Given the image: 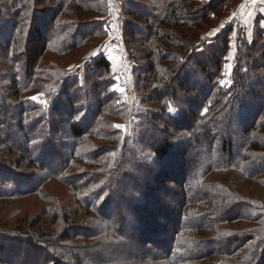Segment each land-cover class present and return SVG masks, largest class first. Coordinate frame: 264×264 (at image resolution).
<instances>
[{
    "label": "trees",
    "instance_id": "16d2710c",
    "mask_svg": "<svg viewBox=\"0 0 264 264\" xmlns=\"http://www.w3.org/2000/svg\"><path fill=\"white\" fill-rule=\"evenodd\" d=\"M29 1L32 2L30 9L27 8L25 0H0V37L4 36L5 39L0 45V74L4 76L0 81L5 80L11 83L12 87L10 95L4 99L0 98V124L9 123L7 111L10 113V110H14L17 112L16 120L18 125H21V132L26 131L27 127L32 131L34 127L40 128L43 125L39 118H28L38 107L30 101L28 103L27 99H21L23 92L29 88L26 82L30 80L34 83L37 80L42 57L53 44L66 45L64 51L76 47L73 36H66L67 22L57 23L66 7L64 0ZM71 1L78 3V22H74L75 26L70 23L76 28L77 36L81 40L96 36L93 29L98 27L97 19L86 18L85 23L80 21L89 13L97 14L95 7L85 5L88 0ZM225 1L211 0L198 9L195 8L197 0H165L159 7L138 2L129 4L130 8L125 13L127 20L123 34L126 44L133 46V50L138 54V61L142 64L135 69L136 86L143 94L142 102L152 104L157 110L150 109L140 114L142 128L138 139H128L122 146L109 144L91 153L92 162L102 156L106 162H111L106 170L91 175L87 180V183L95 185V188L83 202L89 211L92 210L107 220V226L94 229L90 232L91 236H106L111 232L116 233L118 237L128 236L124 228V215L139 217L140 213L144 212L146 197L150 194L155 196L152 187L145 180L151 179L159 161L169 162L170 159L173 163L174 157L179 155L178 163L183 165L182 170L174 173V179H168L165 186L159 185L157 181L155 183L158 184V190L170 191L168 184L172 182L181 193L180 208H170L167 213V210L161 207V196L154 197L152 205L155 215L167 216V225L170 227H154L156 232L160 231L161 236L166 235L164 240L149 239L145 236L144 243L161 249L156 254H150L147 249L144 251L145 257L149 255L150 259H163L165 264H207L210 259L219 256L224 260H217L216 264H264V224L257 230L241 234L219 230L220 225L230 224L238 217H252L253 205L241 197H235L228 185L208 181L211 174L222 170L230 171L240 167L250 173L251 165L255 162H251L247 167L243 162H246L249 156H235L238 142H246L252 152L264 151V145H260L252 136L264 118V48H261L260 56L255 59L257 43L263 37V30H257L259 33H255L256 37L243 57V61L250 68L249 71L252 70V74L258 76L253 79L245 72L237 70L232 86L227 89L219 87L218 80L220 81L222 63L229 49L228 34H220L211 44L202 42L197 34L195 37L191 36L193 34L189 35L190 29H202L205 26H200L201 23H212ZM3 10L8 14L1 16ZM88 26L91 27L89 32L82 29ZM60 34L61 37L57 40ZM68 39L73 42L69 46ZM141 49L143 52H140ZM91 67L96 72L104 71L105 76L111 72L110 61L104 55L93 60ZM7 75L10 78L8 80L5 78ZM88 81L89 85L84 87L86 89L82 94L67 96L66 104L72 107V113H63L62 103L56 109L59 114L68 117L71 114L76 117L82 112L85 116L88 115L69 124L71 136L79 138L81 143L91 127L102 131L99 127L102 124L108 125L106 115L111 114V103L114 99L111 94L103 97L101 94L96 97L95 94L96 90L104 89L107 92L109 83L95 81L91 76ZM76 89L75 92H80L77 87ZM91 92L95 94V101L97 100L94 110L91 108ZM241 95L244 97L241 98ZM82 98L86 99L87 104L81 109L76 105ZM170 102L178 105V115L169 111ZM20 107L22 109L17 111ZM88 119L90 123H87ZM1 139H5L4 144L10 143L9 135L0 127ZM30 142L27 138V143ZM79 142L71 143V153L75 154ZM10 146L16 149L13 145ZM117 146L122 147L119 149V155L114 152ZM20 151V154H23L21 162L29 159L31 164L38 163V156L31 154L29 146L21 147ZM39 166L45 167L43 163ZM163 166L166 167L165 164ZM166 171L158 175L170 177L171 173ZM256 172L250 174L257 175ZM63 174V167H57L58 180L64 178ZM137 176L141 180H138ZM0 180L5 181L1 178ZM71 186L78 188L73 184ZM126 193L128 196H125ZM102 197L103 201L99 203L98 199ZM120 198L123 207L114 203V200L118 202ZM189 204L198 208L186 210L185 207ZM209 208L219 216L214 218L211 212L207 213ZM186 232L193 233L194 237L186 235ZM207 232H211L212 239L204 240ZM77 233L74 236H78ZM33 238L29 236L25 240H17L0 232V264H56L49 253L44 254L42 246L35 243ZM73 240L74 237L68 231L58 242L61 245ZM126 241L127 245L131 243L130 239ZM22 248L27 249L23 256L19 254L22 253ZM260 249L261 259H257ZM83 257L84 255L80 256L75 264H87L86 258Z\"/></svg>",
    "mask_w": 264,
    "mask_h": 264
},
{
    "label": "rangeland",
    "instance_id": "374dc122",
    "mask_svg": "<svg viewBox=\"0 0 264 264\" xmlns=\"http://www.w3.org/2000/svg\"><path fill=\"white\" fill-rule=\"evenodd\" d=\"M88 1L85 5L90 8L95 7L97 14L89 13L87 17L82 18L80 21L85 23L86 18L97 19L99 24L96 25L98 27L93 29L96 36L86 40H81L77 36L74 22H78L76 19V17H79L78 7L76 6L78 3L64 0L66 7L57 23L67 22L68 25L65 26L66 36H73L76 47L64 51L67 48L66 45L53 44L51 48H48L40 62L38 68L40 72L36 77L37 80L34 83L30 80L26 82L29 88L21 95V99H27L28 103L32 102L38 107L37 110L28 115V118H39V122L41 121L40 123H43V125L40 128L34 127L32 131L27 127L26 131L21 132V125H18V120H16L17 112L15 113L14 110H10V113L7 111L10 122L4 125L0 124L2 130L9 135L10 141L9 144H4L5 139L0 140V178L5 180L4 182L0 180V232L13 236L17 240H25L29 236L34 237L35 243L42 246L44 254L49 253L56 264H75L82 255H84L83 258H86L85 262L87 264H165L163 259H150L148 258L149 255L145 257L144 251L147 249H149L150 254H156L161 249L154 246L150 247L149 244L144 242L146 240L145 236L149 239L164 240L166 235L161 236L160 231L156 232L154 227L158 225L165 226L167 229L170 227V225H167L169 223L167 216L155 215L152 205L154 197L161 196V207L163 210H167V213L170 208L173 210L177 207L180 208L181 193L178 188H175L173 183L170 182L168 184L170 191L158 190L156 188L158 184L155 183L157 181L159 185L165 186L168 179H174V173L177 174L182 170L183 165L178 163L180 160L179 155L174 157L173 163L170 162V159L169 162L166 160L159 161L150 177L151 179L145 180L152 187L155 196L150 194L146 197L143 205L144 212H141V215L139 214L140 216L136 218L131 217L130 214L124 215L126 217L125 233L128 234L131 241L129 245H127L126 240L129 239H127L126 234L124 237H118L116 233L112 232L106 236H91L92 233L90 232L94 229L106 227L107 220L100 215H96L92 210L89 211L85 202H83L86 201L90 196L89 193L95 188V185L87 183L88 178L95 173L106 170L111 164V162H106L103 156L97 157V161L92 162L91 153L95 149L109 146V144L122 146L128 139L132 141L138 139L142 128L140 114L150 109L157 110L152 104L142 102L143 94L137 89L135 74V69L142 64L139 63L138 54L133 50V46L126 44L123 30L127 20L125 13L129 10L131 2L159 7L162 6L165 0ZM197 1L198 4L195 8L198 9L211 0ZM25 2L27 8L30 9L32 2L30 3L29 0H25ZM5 14H8V12L3 10L1 16ZM1 20L3 22V19ZM263 25L264 0H226L219 9L217 18L212 23L209 25L201 23L200 26H204V30L203 28L190 29L189 35L193 34L191 36L195 37V34H197L201 37L202 42H207V44H211L220 34H228L229 49L222 63L220 81L218 80L219 87L227 89L232 86L233 76L237 70L245 72L253 79L258 76L252 74V70L249 71L250 68L243 61V57L255 39L257 30H263V37L257 43L255 59L260 56L261 48H264ZM82 29L89 32L88 30L91 27H83ZM61 34L57 40H59ZM70 39L67 40L68 46L73 43ZM3 40H5L4 36L3 38L0 37V45ZM94 52L97 55L94 56ZM140 52H143L142 49ZM101 55H104L111 64V72L107 76H105L104 71L96 72L91 67L93 60ZM90 76L95 81L101 80L104 84L109 83L107 92L104 89L96 90V97L100 94L102 97L111 94L114 99L111 103V114H105L109 121L108 125L102 124L99 127L102 128V131H97L96 127V129L91 127L89 134L83 138L81 143L79 138L71 136L69 124L82 120L85 116L84 113L82 112L76 117L71 114L68 117L59 114L56 109L62 103L63 113H72V107L66 104L67 96L69 94H82L86 89L84 87L89 85L88 79ZM3 77L1 75L0 79L2 80ZM5 78L10 79L8 75ZM199 78L201 79L200 76ZM76 87L80 92H75L77 91ZM11 88V83L5 80L0 81V98L4 99L10 95ZM95 94L90 93L93 101L91 108L93 110L97 106ZM241 96V98L244 97V95ZM34 97L35 99H33ZM86 104V99L82 98L76 107L79 106L82 109ZM19 109L22 108L16 110ZM169 111L173 115H178L180 110L175 102H170ZM1 113L2 107L0 106ZM85 117H88V115ZM261 120L252 136L253 139L256 138L260 142V145H264V118ZM87 123H90V119ZM27 138L30 139V143H27ZM77 142H79L78 147L75 148V154H73L69 149L71 143ZM26 146L31 149V154L38 156L37 164H31L29 159L21 162L23 154H20V150L21 147ZM121 148L117 146L114 150L115 154L118 153L119 155L121 152H119V149ZM244 155L250 158L243 164H247L248 167L251 162H255L251 165L249 171L250 173L257 171V175L250 174L239 167L230 171L222 170L208 177V181H218L228 185L235 197H241L244 201L251 203L254 209L253 218L238 217L232 220L233 222L230 224L220 225V231L229 230L241 234L257 230L260 225L264 224V151L252 152L248 149L246 142H238L235 156L243 158ZM61 161H64V163L60 164ZM40 163H43L46 168H41ZM59 166L63 167L64 178L62 180L57 179V167ZM165 171L171 173V176L166 178L165 175H158V173L162 174ZM138 180L141 179L138 177ZM71 184L78 188L74 189ZM98 200L101 203L103 197ZM114 201L115 204L117 203L116 205L124 206L122 198L118 199V202L117 200ZM192 207L198 208L193 205L190 206V204L185 208L188 210ZM206 212H211L214 218L219 216V214L213 213L210 208ZM68 231L74 237V240L59 245L60 237ZM76 233L78 236H74ZM161 233L163 232L161 231ZM185 234L194 237L193 233L186 232ZM212 238L211 232H207L204 240ZM21 252L19 254L23 256L27 249L22 248ZM261 253L262 249H260V255L256 256L257 259H261ZM217 260L224 259L220 256L219 258L213 257L207 264H216Z\"/></svg>",
    "mask_w": 264,
    "mask_h": 264
},
{
    "label": "snow or ice",
    "instance_id": "6c2138e0",
    "mask_svg": "<svg viewBox=\"0 0 264 264\" xmlns=\"http://www.w3.org/2000/svg\"><path fill=\"white\" fill-rule=\"evenodd\" d=\"M210 35H211V34H210ZM93 55L95 56V55H97V53L94 52ZM33 99H35V97H34ZM170 110H171V109H170ZM117 127H119V125H117Z\"/></svg>",
    "mask_w": 264,
    "mask_h": 264
},
{
    "label": "crops",
    "instance_id": "0c3cea01",
    "mask_svg": "<svg viewBox=\"0 0 264 264\" xmlns=\"http://www.w3.org/2000/svg\"><path fill=\"white\" fill-rule=\"evenodd\" d=\"M264 26V25H263Z\"/></svg>",
    "mask_w": 264,
    "mask_h": 264
}]
</instances>
